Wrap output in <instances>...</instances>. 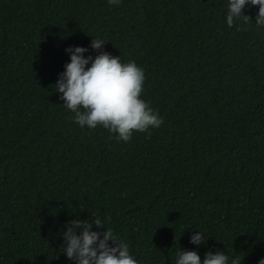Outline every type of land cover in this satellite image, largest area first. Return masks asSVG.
Listing matches in <instances>:
<instances>
[{
  "label": "trees",
  "instance_id": "obj_1",
  "mask_svg": "<svg viewBox=\"0 0 264 264\" xmlns=\"http://www.w3.org/2000/svg\"><path fill=\"white\" fill-rule=\"evenodd\" d=\"M227 5L0 0V264H75L62 233L93 216L138 264L264 258V26L249 5L228 27ZM93 38L144 69L141 99L163 117L150 137L81 128L63 106L65 49Z\"/></svg>",
  "mask_w": 264,
  "mask_h": 264
},
{
  "label": "clouds",
  "instance_id": "obj_2",
  "mask_svg": "<svg viewBox=\"0 0 264 264\" xmlns=\"http://www.w3.org/2000/svg\"><path fill=\"white\" fill-rule=\"evenodd\" d=\"M120 2L108 0L109 5L118 6ZM249 5L258 6L255 23L258 27L264 26V0H228L227 26L233 27L236 21H252L244 12ZM104 45L103 40L93 38L89 48L98 53L94 57H85L89 48H66L70 62L64 65L65 70L53 85L56 93L61 94L59 99L64 101L63 106L74 113V122L81 128L102 126L123 142L131 141L134 132H147L150 137L149 129L160 128L163 117L141 99L144 69L135 61L122 63L120 57L103 51ZM65 227L62 233L64 255L75 264H138L128 243L114 234L111 227H106L98 216L91 220H70ZM94 227L97 230H93ZM190 243L206 244L205 233H194ZM228 261L223 251L213 254L209 250L202 260L197 251L182 250L177 253L175 264H228ZM231 264H241V261L232 259ZM258 264H264V258Z\"/></svg>",
  "mask_w": 264,
  "mask_h": 264
}]
</instances>
